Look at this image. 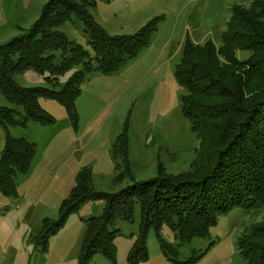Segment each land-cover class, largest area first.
<instances>
[{"label": "trees", "instance_id": "obj_1", "mask_svg": "<svg viewBox=\"0 0 264 264\" xmlns=\"http://www.w3.org/2000/svg\"><path fill=\"white\" fill-rule=\"evenodd\" d=\"M111 1L50 0L27 33L0 46V93L23 109V115L16 118L13 109L0 106V127L5 131L0 191L6 197H19L16 178L30 171L37 154L36 144L13 137L10 128H26L31 122L55 125V118L40 106L39 101L45 99L64 107L77 132V101L83 85L96 75L113 76L139 57L165 19L164 15L156 17L132 34L111 35L89 12L98 2ZM73 16L85 26L92 52L59 30ZM222 40L217 48L211 41L196 45L187 38L175 66V80L185 91L182 114L201 140L194 169L172 175L160 164L155 178L117 193H105L95 188L91 169L83 168L70 196L60 205L58 219L43 222L37 234L40 251L48 252L50 239L72 214L88 202L102 200L103 215L87 221L79 264H90L97 254L117 264L115 224L118 220L134 222L136 205L140 206L141 223L128 264L149 261L150 230L155 232L166 259L183 264L178 247L162 237L164 227L177 233L183 246L207 237L222 214L257 204L264 207V0H254L249 8L233 6ZM238 52L250 56L240 60ZM28 70L47 75L46 86H19L15 76ZM111 153L119 170L114 184L126 178L134 182L127 123ZM239 248L246 264H264V221L240 238ZM203 256L201 253L186 263L194 264Z\"/></svg>", "mask_w": 264, "mask_h": 264}, {"label": "rangeland", "instance_id": "obj_2", "mask_svg": "<svg viewBox=\"0 0 264 264\" xmlns=\"http://www.w3.org/2000/svg\"><path fill=\"white\" fill-rule=\"evenodd\" d=\"M50 0H0V46L27 33L40 18ZM254 0H112L98 2L89 10L95 21L111 35L132 34L152 19L165 16L150 46L122 70L111 76L88 81L83 85L77 101L79 128L64 130L69 121L66 110L55 101L41 99L40 106L56 120L55 125L42 126L31 122L26 128L11 127L15 138H25L37 145V154L30 171L18 175L19 197L9 198L0 191V264H79V254L87 229V221L102 216L104 201L88 202L72 214L66 225L49 242L48 252H42L37 234L46 219L55 221L63 200L70 196L76 177L83 168L92 171L97 190L117 193L134 183L156 177L162 164L168 173L178 175L194 169L200 150V137L191 130L181 110L185 91L175 80V66L182 57L183 45L189 38L196 45L208 41L219 48L227 31L233 6L249 8ZM59 30L70 41L92 52L86 29L75 16ZM174 54V55H173ZM238 52L240 60L249 58ZM60 59H58V62ZM70 74L62 79L65 81ZM45 77L28 70L15 76L23 88L46 86ZM0 106L13 109L16 118L23 115L20 106L10 104L0 93ZM65 122V124H64ZM128 124L129 161L132 177L114 184L119 173L111 147ZM72 134L80 138L84 151L74 160L79 167L75 177L71 169L63 167L69 176L50 178L43 189H32L40 172V183L46 182L44 166L71 141ZM154 138V143L151 141ZM5 146V131L0 127V159ZM62 169V170H63ZM59 175H62L60 173ZM46 184V183H45ZM264 221V207L236 208L218 217L205 238L179 245L177 233L164 227V240L180 252V262L186 263L201 253L194 264H246L239 248V240L252 227ZM141 223L140 206H135L134 222L118 220V234L114 244L117 264H128L127 257L138 235ZM149 261L144 264H173L163 255L155 232L148 235ZM90 264H111L97 254Z\"/></svg>", "mask_w": 264, "mask_h": 264}, {"label": "crops", "instance_id": "obj_3", "mask_svg": "<svg viewBox=\"0 0 264 264\" xmlns=\"http://www.w3.org/2000/svg\"><path fill=\"white\" fill-rule=\"evenodd\" d=\"M174 55V54H173ZM111 77V76H109ZM103 77H100L99 75H96L91 81H95V79H102ZM66 122V124H65ZM65 128L64 130L67 131L71 128V125L68 124L67 121H65ZM80 138L75 137L72 134L71 141L65 145L64 148H62L59 152H57L52 159L49 160V162L44 166L43 172L47 174V179L46 182L40 183L41 179V172L36 180V183H30L29 185L31 186L32 189H43L46 188L48 183L47 181L50 180V178H60L61 176H69L70 175V169H71V174L73 177L77 174L79 167L73 166L74 160L79 158L81 153L84 151L83 144L81 147H79L80 144ZM154 143V138L151 141V145ZM66 165V168L69 167V170L65 172V169L63 167ZM63 169V170H62ZM62 173V175H59ZM46 183V184H45Z\"/></svg>", "mask_w": 264, "mask_h": 264}]
</instances>
